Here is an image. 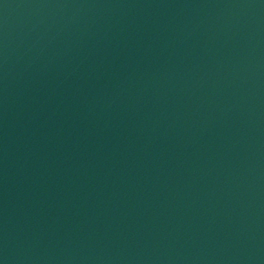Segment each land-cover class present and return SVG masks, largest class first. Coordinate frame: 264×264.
Instances as JSON below:
<instances>
[{"label":"water","instance_id":"water-1","mask_svg":"<svg viewBox=\"0 0 264 264\" xmlns=\"http://www.w3.org/2000/svg\"><path fill=\"white\" fill-rule=\"evenodd\" d=\"M0 264H264V0H0Z\"/></svg>","mask_w":264,"mask_h":264}]
</instances>
